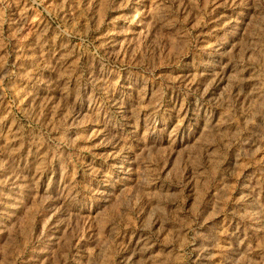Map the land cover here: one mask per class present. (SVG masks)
Returning a JSON list of instances; mask_svg holds the SVG:
<instances>
[{
	"label": "rangeland",
	"instance_id": "obj_1",
	"mask_svg": "<svg viewBox=\"0 0 264 264\" xmlns=\"http://www.w3.org/2000/svg\"><path fill=\"white\" fill-rule=\"evenodd\" d=\"M0 264H264V0H0Z\"/></svg>",
	"mask_w": 264,
	"mask_h": 264
}]
</instances>
